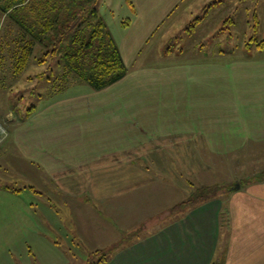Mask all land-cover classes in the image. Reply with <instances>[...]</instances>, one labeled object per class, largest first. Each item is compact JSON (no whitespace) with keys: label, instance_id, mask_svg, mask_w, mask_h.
<instances>
[{"label":"crops","instance_id":"crops-1","mask_svg":"<svg viewBox=\"0 0 264 264\" xmlns=\"http://www.w3.org/2000/svg\"><path fill=\"white\" fill-rule=\"evenodd\" d=\"M130 1L135 11L127 4L130 19L115 39L128 67L123 79L98 91L69 88L33 105L29 115L7 117L0 247L13 244L6 222L12 206L33 221L24 226L33 234L28 248L43 240L94 241L111 248L103 264H264V183H230L214 165L207 166L212 181L202 180L204 151L208 157L244 151L246 136L264 149V61L135 63L131 56L160 24L192 17L211 0ZM207 8L199 22L210 15ZM11 179L25 187L10 186ZM214 184L219 194L175 210L197 188ZM25 191L40 200L23 201Z\"/></svg>","mask_w":264,"mask_h":264},{"label":"rangeland","instance_id":"rangeland-1","mask_svg":"<svg viewBox=\"0 0 264 264\" xmlns=\"http://www.w3.org/2000/svg\"><path fill=\"white\" fill-rule=\"evenodd\" d=\"M215 2L216 0L209 2L207 11L211 10V13L200 22L198 19L201 17L200 15H203V11L207 6L198 8V12L192 17L189 15L183 18L172 17L169 21L160 24L156 30L157 33L147 39L145 43L143 42L140 50H137L139 54L131 56V61L144 63L145 66H157L188 60V63H190L199 61L204 57L220 61L244 60L246 58L252 60L253 64L256 62L255 64L260 65L259 62L264 61V47H258L257 43L264 40V0H234L236 3L235 8L228 6L229 3L231 5L232 0H222L219 6L215 5ZM127 4V0H99L100 15L116 40H121L120 36L122 33L120 31H122V26L126 27L123 22L127 23L130 19V8ZM8 19L7 14L0 13V37L6 30L5 26L8 25ZM125 34L126 32L124 31ZM124 35L123 37H125ZM173 59H179V61ZM133 65L132 67H134ZM56 68L58 69V65L53 64V69L55 70ZM43 69L44 67L37 65L33 59L29 62L27 70L20 74H16L10 59L0 68V122L7 131L6 134L0 130V145L6 142L10 128H12L11 123L7 120L9 115L18 118L21 111L26 113L32 105L37 106L38 102L41 103V101L47 100L53 94H62L69 88L77 89L79 92L90 87L88 84L74 79L64 91L46 94L47 84L49 83L40 81V84L35 87L37 95L29 97V93H25L24 90L32 89L31 86H34V83L28 82L27 78H32L42 72ZM49 82L54 84L52 80ZM21 93H25L24 98L19 97ZM228 107H230L229 104ZM250 137L246 136L244 138L245 144H243V147L246 148L244 151L241 149L228 152L217 151L213 152V155L210 154L212 157H208L207 152L204 151L202 180L212 181L210 174H208L207 166L214 165L219 167L220 174H222L220 176L221 179H229L230 183L231 181L235 184L242 182V184L245 183L247 185L246 181L248 179L264 183V175H262L263 177L256 175L257 172L262 170L264 172V149H260L263 144L260 147L257 146L258 144L254 145L255 143L253 144L250 141L252 140ZM240 145L237 144V147ZM10 181V186L25 187L22 182L13 183V179ZM6 183H8L7 180ZM231 188L229 187L227 190ZM223 189L226 190L225 187ZM226 193L224 191L220 195L227 202V195L230 192L226 191ZM24 194L23 201L25 202L32 203L38 198L30 191H25ZM17 198H14V203ZM11 211L13 213L10 216H6V222L10 223V230L13 229L10 231L13 244L12 247H0V264H4L5 254L6 261L8 260L7 257L10 256V264H88L89 257L93 251L96 249L100 250L101 247L105 248L104 246L99 247L91 244L94 241H80L70 245L69 242L56 244L45 240L41 241L40 244L33 242L31 248H28L24 244L33 234L30 235L29 229L26 230L24 226L27 225L26 223H30V217L26 216L25 209L22 207L21 210L16 211L11 206ZM149 220L145 228L150 225L153 218L151 217ZM0 221H3L1 216ZM49 221L54 222V219ZM225 228H228L226 222L223 224V231ZM33 233H38L37 236L41 238L39 231L35 230ZM44 234H46L45 239L51 240L53 237V234L46 229ZM131 236L132 234L127 237ZM1 238L3 237L0 232ZM10 249L11 253L9 252ZM110 249L101 250L108 251ZM96 260L98 258H94V261Z\"/></svg>","mask_w":264,"mask_h":264},{"label":"trees","instance_id":"trees-1","mask_svg":"<svg viewBox=\"0 0 264 264\" xmlns=\"http://www.w3.org/2000/svg\"><path fill=\"white\" fill-rule=\"evenodd\" d=\"M128 4L134 12L130 0ZM0 13L9 18L0 37V68L8 59L16 74L27 70L31 59L44 67V71L27 78L34 83L32 89L24 90L29 97L37 95L35 87L40 81L49 83L46 94L64 91L74 79L98 91L128 73L119 46L100 15L99 0H0ZM257 46L263 48L264 40ZM53 64L58 69L54 70ZM25 93L19 97L24 98ZM33 108H28L27 115ZM256 175H264L263 170ZM220 190L218 184L197 188L175 210L190 208L216 196ZM109 256V250L96 249L88 264H103Z\"/></svg>","mask_w":264,"mask_h":264},{"label":"built area","instance_id":"built-area-1","mask_svg":"<svg viewBox=\"0 0 264 264\" xmlns=\"http://www.w3.org/2000/svg\"><path fill=\"white\" fill-rule=\"evenodd\" d=\"M0 130H2L3 132H7L6 130H5V128L3 127V125H1V122H0ZM7 134V133H6ZM8 136V135H7Z\"/></svg>","mask_w":264,"mask_h":264}]
</instances>
